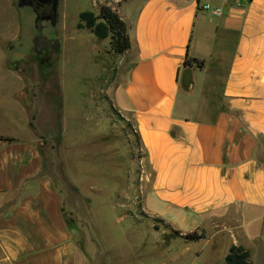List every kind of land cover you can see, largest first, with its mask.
<instances>
[{
    "label": "crops",
    "instance_id": "crops-1",
    "mask_svg": "<svg viewBox=\"0 0 264 264\" xmlns=\"http://www.w3.org/2000/svg\"><path fill=\"white\" fill-rule=\"evenodd\" d=\"M136 2L127 6L134 14L120 12L131 48L119 104L154 173L147 207L183 235L230 237L227 250L241 247L252 264H264V0ZM199 20L196 49L206 38L211 50L202 79L194 72L205 70L206 56L190 55ZM50 112L43 108L28 126L46 127ZM0 136L14 139L0 140V199L17 194L0 212V263L78 264L64 197L42 174L37 141Z\"/></svg>",
    "mask_w": 264,
    "mask_h": 264
},
{
    "label": "rangeland",
    "instance_id": "rangeland-1",
    "mask_svg": "<svg viewBox=\"0 0 264 264\" xmlns=\"http://www.w3.org/2000/svg\"><path fill=\"white\" fill-rule=\"evenodd\" d=\"M17 1L0 0V131L37 141L42 174L54 179L64 197L77 263L227 264L230 237L221 243L207 234L186 240L171 220L147 207L154 173L119 104L129 59L112 50L109 35L97 36L88 26L93 21L97 28L104 7L134 14L127 6L137 0H60L57 28L45 29L59 44L50 62L34 52L36 15L28 7L18 9ZM83 13L90 16L82 19ZM204 15L213 19L211 12ZM202 29L199 20L190 53L206 56L205 70L195 67L200 79L210 69L211 54L206 38L196 49ZM43 108L51 111V123L28 126ZM16 196L1 198L0 212Z\"/></svg>",
    "mask_w": 264,
    "mask_h": 264
},
{
    "label": "trees",
    "instance_id": "trees-1",
    "mask_svg": "<svg viewBox=\"0 0 264 264\" xmlns=\"http://www.w3.org/2000/svg\"><path fill=\"white\" fill-rule=\"evenodd\" d=\"M90 16L88 13L82 14V19L87 18ZM101 23L95 27V23L88 22L89 28H91L97 36L111 37V46L112 50L119 55H124L128 52L131 48V39L128 32V26L125 21L122 19L120 14L109 7H104L101 10L100 17ZM86 21V20H85ZM195 63L202 67V63H199L195 60ZM190 62H186L185 66H188ZM1 141L13 142L14 139L6 138L0 136ZM176 234L180 237H183L186 240H202L206 238V233L202 231L193 232L183 235L180 231H176ZM226 263L227 264H252L251 262V255L249 252L245 251L241 247L233 246L229 254L226 256Z\"/></svg>",
    "mask_w": 264,
    "mask_h": 264
},
{
    "label": "water",
    "instance_id": "water-1",
    "mask_svg": "<svg viewBox=\"0 0 264 264\" xmlns=\"http://www.w3.org/2000/svg\"><path fill=\"white\" fill-rule=\"evenodd\" d=\"M18 9L30 8L36 15L35 18V30L38 36H41L45 29V24H50L53 29H56L59 23V8L60 0H18ZM35 47L40 49L41 52L50 49L53 45L56 46V39H47L40 41L34 40ZM59 48V45L55 47Z\"/></svg>",
    "mask_w": 264,
    "mask_h": 264
},
{
    "label": "flooded vegetation",
    "instance_id": "flooded-vegetation-1",
    "mask_svg": "<svg viewBox=\"0 0 264 264\" xmlns=\"http://www.w3.org/2000/svg\"><path fill=\"white\" fill-rule=\"evenodd\" d=\"M47 25H50V24H45V29L47 28ZM45 29H44V32L41 36H38L37 34L35 35L34 39H39L40 41H44V40H47V39H52L54 37H52V35L50 34H46L45 33ZM56 39V38H54ZM59 45L57 40H56V46ZM55 45H53L50 49L48 50H45L43 52H41L40 49H37L35 47V44L33 45V48H34V52H35V55H37V57L39 59H41L43 62H50L52 59H54L55 57V54L57 53L58 49H56Z\"/></svg>",
    "mask_w": 264,
    "mask_h": 264
},
{
    "label": "built area",
    "instance_id": "built-area-1",
    "mask_svg": "<svg viewBox=\"0 0 264 264\" xmlns=\"http://www.w3.org/2000/svg\"><path fill=\"white\" fill-rule=\"evenodd\" d=\"M211 8H210V6H208V5H204L203 6V10H205V11H209ZM214 12L217 14L219 11H217V10H214Z\"/></svg>",
    "mask_w": 264,
    "mask_h": 264
}]
</instances>
